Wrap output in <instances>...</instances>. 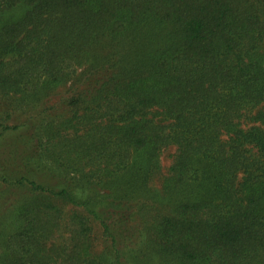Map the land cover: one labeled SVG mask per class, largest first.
<instances>
[{
	"label": "trees",
	"instance_id": "1",
	"mask_svg": "<svg viewBox=\"0 0 264 264\" xmlns=\"http://www.w3.org/2000/svg\"><path fill=\"white\" fill-rule=\"evenodd\" d=\"M0 142V264H264V0H0Z\"/></svg>",
	"mask_w": 264,
	"mask_h": 264
},
{
	"label": "rangeland",
	"instance_id": "2",
	"mask_svg": "<svg viewBox=\"0 0 264 264\" xmlns=\"http://www.w3.org/2000/svg\"><path fill=\"white\" fill-rule=\"evenodd\" d=\"M61 95H62L61 92H58V93L56 92L52 95H49L46 99L42 100L41 103H43V107H49V106H52L54 104L60 105L59 104V97ZM39 108H41V107L38 106L35 109L29 108L26 112H24L22 114L21 121L25 120L26 122L30 123L33 120H39L41 117L46 116L50 112L54 111L53 109H50L49 113L46 111H44L42 113H38ZM0 144H2V142H0ZM0 151L3 154V156H4V154H7L5 147H3V146L0 147ZM174 152H175V146L174 145H168V146L162 148L160 161H161V164L164 167V169H167L169 167V165L171 164ZM43 163H45V161H43ZM15 191H17L16 188L0 185V237H3V236L5 237V235L9 232H12V230L14 228V224L12 221L13 216H12V214L10 215L9 211L11 209H13L15 206L13 203V198H16V196L18 195V193H16ZM6 195H8V196H6ZM95 205H96V207H98L100 209L103 207L102 202L99 201V198L96 199ZM3 230L5 232L3 234H1ZM70 232H71L70 227L64 228V232L62 234L65 237V239L69 237ZM103 247L106 248L104 240H102L99 244H96V246L93 247V250L95 252H99L101 250V248H103ZM108 255L111 256L110 253H108ZM153 263L157 264V260H153Z\"/></svg>",
	"mask_w": 264,
	"mask_h": 264
}]
</instances>
